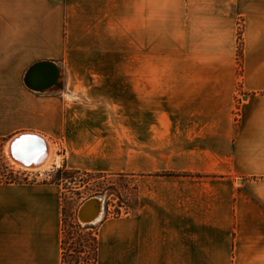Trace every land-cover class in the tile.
Instances as JSON below:
<instances>
[{"label": "crops", "instance_id": "crops-1", "mask_svg": "<svg viewBox=\"0 0 264 264\" xmlns=\"http://www.w3.org/2000/svg\"><path fill=\"white\" fill-rule=\"evenodd\" d=\"M43 60L62 90L25 86ZM26 131L134 178V211L95 222L97 264H264V0H0V138ZM61 196L0 183V264H62Z\"/></svg>", "mask_w": 264, "mask_h": 264}, {"label": "rangeland", "instance_id": "rangeland-1", "mask_svg": "<svg viewBox=\"0 0 264 264\" xmlns=\"http://www.w3.org/2000/svg\"><path fill=\"white\" fill-rule=\"evenodd\" d=\"M243 24L239 20L238 45L242 42ZM238 47V46H237ZM238 49V48H237ZM243 51V50H242ZM238 60V72H241L242 56ZM120 71L133 72L134 65H123ZM157 71L181 72V65H158ZM15 136V135H14ZM13 136L0 138V171L13 172L18 178L27 179L29 182H46L60 185L62 190V221L66 227L65 247L83 240L88 246L93 245V235L96 224H82L77 218V210L81 203L88 198L98 197L103 201V212L100 216H119L132 213L135 207L134 178L123 175H106L86 173L71 170L65 167L62 159L63 147L60 142L53 144L54 153L50 165L40 170H25L17 167L8 156L7 145ZM56 160L59 166L53 164ZM118 213V214H117ZM70 263V257L67 258Z\"/></svg>", "mask_w": 264, "mask_h": 264}, {"label": "water", "instance_id": "water-1", "mask_svg": "<svg viewBox=\"0 0 264 264\" xmlns=\"http://www.w3.org/2000/svg\"><path fill=\"white\" fill-rule=\"evenodd\" d=\"M60 78H62L60 66L53 61L43 60L29 66L24 74L23 82L28 89L44 93L62 90L63 81L61 82ZM100 207L103 208V201L98 197H91L85 200L77 210L79 222L82 224L94 223Z\"/></svg>", "mask_w": 264, "mask_h": 264}, {"label": "bare ground", "instance_id": "bare-ground-1", "mask_svg": "<svg viewBox=\"0 0 264 264\" xmlns=\"http://www.w3.org/2000/svg\"><path fill=\"white\" fill-rule=\"evenodd\" d=\"M7 152L11 162L17 167L25 170H40L50 165L54 147L53 142L44 134L36 131H26L16 134L9 140ZM102 212L103 208L100 207L94 223L100 218Z\"/></svg>", "mask_w": 264, "mask_h": 264}, {"label": "trees", "instance_id": "trees-1", "mask_svg": "<svg viewBox=\"0 0 264 264\" xmlns=\"http://www.w3.org/2000/svg\"><path fill=\"white\" fill-rule=\"evenodd\" d=\"M237 55L240 60L242 56L241 43L238 45ZM90 173V172H86ZM98 174V173H97ZM0 183H29L27 179L18 178L13 172L6 173V171H0ZM46 183V182H44ZM136 204V198H135ZM118 214V213H117ZM118 216V215H117ZM62 221V264H97L98 259V240H97V229L93 235V245L88 246L84 244L83 240H78L76 243L70 244L68 249L65 247V233L66 227ZM70 257V263L67 258Z\"/></svg>", "mask_w": 264, "mask_h": 264}]
</instances>
